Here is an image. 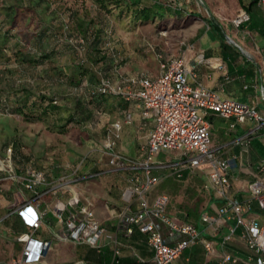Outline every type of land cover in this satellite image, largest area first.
Wrapping results in <instances>:
<instances>
[{
    "label": "crops",
    "instance_id": "obj_1",
    "mask_svg": "<svg viewBox=\"0 0 264 264\" xmlns=\"http://www.w3.org/2000/svg\"><path fill=\"white\" fill-rule=\"evenodd\" d=\"M212 9L205 15L196 0H182V10L186 13L188 26L183 28L182 47L176 51V56L183 54L185 63L193 72L191 82H201L221 98L247 103L264 115V5L259 4L257 0H235L232 5L233 14L240 9L249 13V19L239 26L234 25L231 18L220 17L219 12L215 8ZM104 27L108 30L106 24ZM226 35L234 43L228 41ZM119 37L121 36L115 32L114 35L107 36L104 43V47L108 48L113 56L112 67L108 72L114 77V82L123 84L124 77L138 73L135 70L143 65L150 64L147 73L150 76L162 71L154 54L144 50L138 52L133 48L129 53L128 47ZM199 54H202V61H198ZM116 57H119L117 62ZM131 88H136V85ZM126 111L131 113L130 122L123 121ZM201 113L209 122L210 145L223 157L236 156L238 166L233 171L229 193L238 198H248L247 186L257 176V166L264 159V124L259 125L254 120L237 121L234 116L223 117L211 110H202ZM97 114L92 123L101 128L100 142H103L107 128L115 120H120L116 150L129 159L138 160L139 146L145 141L153 126V120L143 119L140 108L134 102H127L122 98L109 103L104 111ZM249 131L252 133L245 145L234 143L235 138ZM97 151L93 153V157L84 156L71 170L63 173L53 166L45 169L46 181L34 191L26 190L20 184L19 192L14 195V192H11V184L14 183L8 180L0 181V207H5L6 211L4 219L0 220V229L12 236L6 252L7 258H0V261L20 257L23 243L17 240V235L26 227L14 208L21 203H30L38 212H43L42 223L35 231L34 237L52 242L45 252L44 261L47 264H151L153 249L147 242L146 234L135 226L131 233H127L123 225L124 217L135 211L137 206L135 203L129 205L123 199L122 192L126 186L135 183L133 177L136 174L140 175L141 180L144 179V174L140 169H111L108 158L99 149ZM174 163L175 159L168 162L164 168L154 170L155 174H167L160 183L168 182L166 187L163 186L157 193L149 192L147 197L151 202L156 194L166 193L169 197L166 211L172 220L188 221L201 227L200 212L211 211V205L217 203L218 199L211 189L205 187V173L185 169L181 176H177L173 173ZM16 171L20 173V170ZM180 181H185L183 191L178 190L177 193L167 187L171 182ZM187 190L198 199L207 195L205 205L201 209L196 210L195 206L191 205L185 206L182 199H177L176 194L185 195ZM71 192H77L80 204H86L93 210L94 218L107 229L112 239L106 238L100 246L94 247L87 243L59 240L54 236L55 232L63 229L62 222L54 212L55 205L57 202H66ZM246 214L256 216L264 223V211L258 208L255 201H250V209ZM16 244L18 249L13 247ZM225 248L242 256L248 252L239 234L234 235ZM170 264L216 262L208 260L201 243H195L184 248Z\"/></svg>",
    "mask_w": 264,
    "mask_h": 264
},
{
    "label": "built area",
    "instance_id": "obj_2",
    "mask_svg": "<svg viewBox=\"0 0 264 264\" xmlns=\"http://www.w3.org/2000/svg\"><path fill=\"white\" fill-rule=\"evenodd\" d=\"M198 2L202 3V0ZM257 2L264 5V0ZM248 19L247 10L240 9L232 22L239 26ZM69 40L83 43L82 38ZM77 48L82 53L83 46L80 44ZM157 57L162 71L155 76L138 72L124 77V83L118 84L112 74L100 73L99 90L134 102L143 119L153 120L152 128L139 146L138 160L129 159L116 150L120 120H115L107 128L99 148L103 155L108 156L111 169H140L144 174L143 180L136 174L133 177L135 183L126 186L122 192L129 205L135 203L137 206L135 211L124 217L126 232L131 233L135 226L146 234L153 249L151 264H170L184 248L195 243H201L208 260L216 264H264V223L258 217L246 214L251 200L264 211V159L257 166V176L247 186L249 197L232 196L229 188L233 171L238 166L236 156L223 157L210 145L209 122L201 111L211 110L223 117L234 116L237 121L254 120L259 125L264 124V115L247 103L221 98L201 82H191L193 72L182 53L169 58L158 53ZM117 60L119 57L115 62ZM198 61H202V54L198 55ZM132 85L136 88H131ZM123 121H131L130 112H124ZM251 133L235 138L234 143L245 145ZM172 150L180 151L175 158L173 173L181 176L185 169L202 170L207 178L205 187L211 189L218 199L211 205V211L200 212L201 227L188 221L172 220L166 211L169 200L166 193L156 194L151 202L147 197L150 190L167 176L166 173H154L155 169L168 165V162L155 157ZM0 174V181L11 180L33 191L46 181V173L42 169L27 167L24 175L19 174L13 166L10 148L7 156L0 158ZM14 209L26 227L17 235V240L23 243L22 252L20 257L0 261V264H47L45 252L52 242L34 237L42 223L43 212H38L30 203L15 205ZM54 209L63 224V229L54 233L59 240L98 247L106 238H113L94 218L93 210L86 204H80L77 192H71L66 202H57ZM236 234L248 250L245 256L225 248Z\"/></svg>",
    "mask_w": 264,
    "mask_h": 264
},
{
    "label": "rangeland",
    "instance_id": "obj_3",
    "mask_svg": "<svg viewBox=\"0 0 264 264\" xmlns=\"http://www.w3.org/2000/svg\"><path fill=\"white\" fill-rule=\"evenodd\" d=\"M51 1L53 2L52 6H57L60 13L57 16H64H60L59 18L66 19L67 24L70 22L67 19L68 12L77 10L80 15H84L87 20H90L94 28L93 30L101 24H106L108 30L111 31V35L109 36L114 35L115 32L120 35L119 40L128 47L129 53H131L130 49L132 48L138 52L144 50V52L154 54L159 65L158 53L164 58L177 55L176 51L178 52L179 48L182 47L183 28L188 26V21L186 19L182 20V16L178 18L167 16L164 20L155 19L146 23H133L130 21L129 15L119 13L117 8L109 6L108 10L101 9L96 0L84 2H70L67 0ZM196 1L205 15L210 13L213 10L212 8H215L219 12L218 15L220 17L224 16V18L232 19L236 15L232 11V5L235 0H202V3L198 2V0ZM160 2L171 7L182 8V0H160ZM58 19L54 18L50 22V25L59 28L58 34L64 37L61 25H58ZM71 24L74 29L70 31L76 33L75 18H72ZM77 34L78 36H82L81 31H78ZM67 37L75 39L77 36ZM48 40L54 45L59 42H57V37L54 39L49 38ZM59 46L62 47L63 44ZM6 54L8 55V59L0 61V158L6 157L10 148L13 166L15 169L20 170L19 174L24 175L27 167L45 170L53 166L63 173L71 170L72 166L74 167L84 156L86 158L88 156L93 157V153L98 152L97 150L101 148L102 142H100L101 128L96 127L92 122L85 123L84 125L72 121L68 123L64 131L59 132L52 122L54 120L62 121L60 118L64 119L66 117L68 114L67 110L61 111L58 115L47 116L45 119L22 117L15 111V105L13 104L15 91L23 87H30L38 92H45L48 88L49 90L58 91L62 90V86L55 82L51 83L46 78V75L43 74L42 70L46 66H49V61H45L34 68L15 60L13 52L10 49L6 50ZM149 67L150 64L143 65V67L135 71L148 73ZM63 102H68L67 106L72 108L73 102L71 100L64 99ZM96 115L98 114L96 113ZM48 124H50V127H48ZM4 143H6V146ZM179 153V150H172L169 153L161 152L155 159L171 162ZM104 156L108 158L107 155L104 154ZM11 182L14 183L11 184V192L17 195L20 183ZM167 182L155 185L151 189L150 194L157 193L163 186L166 187ZM185 186V181H180L171 182L167 187L176 190L178 193V190L183 191ZM187 192L181 196L176 194L177 199H182L185 206H195L196 210H199L205 205L206 194L201 199H198L190 193V190H187ZM5 212V207H0V220L4 219ZM11 241L12 236L2 232L0 229V258H7L6 252L9 249ZM13 247L14 249H18V244Z\"/></svg>",
    "mask_w": 264,
    "mask_h": 264
},
{
    "label": "trees",
    "instance_id": "obj_4",
    "mask_svg": "<svg viewBox=\"0 0 264 264\" xmlns=\"http://www.w3.org/2000/svg\"><path fill=\"white\" fill-rule=\"evenodd\" d=\"M96 3L104 10L109 6L117 8L119 13L129 15L133 23L164 20L167 16H182L184 20L186 15L181 7H171L156 0H96ZM52 4L51 0H0V61L8 59L6 50L10 49L15 60L34 68L45 61L50 62L42 72L51 83L62 86V90L48 88L38 92L23 87L14 92L13 104L15 111L27 118L45 119L67 110L66 117L60 118L62 121L52 122L57 131L62 132L72 121L84 125L93 122L97 112L104 111L109 103L122 97L99 90L100 73L109 74L113 63L112 53L104 47L111 31L106 30L104 24L93 30L90 20L77 10L68 12L70 22L67 24L66 19L59 18L64 16H57V6ZM54 18H59L58 25H61L64 37L58 34L59 28L50 25ZM72 18L76 21V33L70 31L74 29ZM78 31L82 36H78ZM67 36L82 38L83 43L72 42ZM55 37L59 41L56 45L48 40ZM80 44L82 53L77 48ZM64 99L73 102L72 108L67 106L68 102H63Z\"/></svg>",
    "mask_w": 264,
    "mask_h": 264
},
{
    "label": "water",
    "instance_id": "obj_5",
    "mask_svg": "<svg viewBox=\"0 0 264 264\" xmlns=\"http://www.w3.org/2000/svg\"><path fill=\"white\" fill-rule=\"evenodd\" d=\"M226 38H227V40L228 41H230V42H233L234 43V41L228 36V35H226Z\"/></svg>",
    "mask_w": 264,
    "mask_h": 264
}]
</instances>
